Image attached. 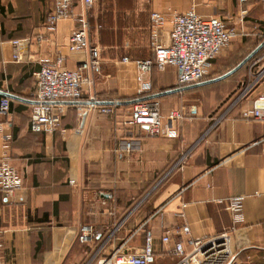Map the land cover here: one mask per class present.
<instances>
[{"label":"crops","instance_id":"crops-1","mask_svg":"<svg viewBox=\"0 0 264 264\" xmlns=\"http://www.w3.org/2000/svg\"><path fill=\"white\" fill-rule=\"evenodd\" d=\"M227 4L240 15L237 0ZM191 7L203 17L216 16L207 0H97L87 12L88 41L97 47L101 63L87 72L92 81L83 86L81 100L90 104H65L53 133L30 131L31 104L10 99L8 112L0 106V160L22 179L9 198L0 192L1 264H86L123 219L118 243L147 220L139 230L152 234L160 250L161 234L176 235L186 224L193 237L227 233L237 261L264 264V120L236 113L208 116L193 104L207 98L214 109L233 85L220 93H206L208 84L157 97L162 124H171L174 137L148 136L127 124L130 101L141 94L142 83L150 85L151 96L176 85L172 66H153L142 74L135 64L153 57L149 14ZM252 7L262 13L253 3L246 17ZM51 8L52 0H0V90L32 100L34 73L42 62L61 54L64 67L75 69L88 60V51L67 48L74 20L60 19L52 31L45 28ZM81 10L82 0H73L74 13ZM242 27L245 32L247 21ZM169 29L167 24L162 33L165 42ZM263 91L264 82L243 107ZM105 101L120 103L101 104ZM100 106H111V112L101 113ZM171 111L182 117L169 123ZM3 135L10 136L7 148ZM162 182L148 215L146 209H133L138 198ZM233 198H240L239 210L228 208ZM82 225L95 232L88 244L76 239Z\"/></svg>","mask_w":264,"mask_h":264},{"label":"built area","instance_id":"built-area-1","mask_svg":"<svg viewBox=\"0 0 264 264\" xmlns=\"http://www.w3.org/2000/svg\"><path fill=\"white\" fill-rule=\"evenodd\" d=\"M97 0H82V10L79 13L73 11V0H52V8L47 14L45 28L52 31L56 22L60 19L71 18L76 27L71 32L67 48L69 51H88V60L81 62L75 69L64 67V56L57 54L54 60L44 61L38 71L34 73L35 90L29 113V129L33 133H53L60 126L61 116L65 111L64 102H77L82 99V88L91 84L92 73L99 69V51L96 46H91L88 41L89 22L88 10ZM241 6L238 22L241 26H231L217 16L203 17L196 13L194 7L184 12L161 13L152 11L149 14V47L153 53L152 59L136 60L135 64L140 73H146L153 66L164 69L172 66L176 73V88L201 82L205 79L212 65V60L224 50L237 35H246L242 22L248 14L250 4H259L262 8V21L264 23V0H237ZM169 24L167 41L163 40V30ZM264 54L254 58L249 67V79L242 88L241 93L234 98L232 104L241 103L262 82H264ZM128 61V58H122ZM261 64V65H260ZM257 67L252 73V67ZM150 85L141 84V99L131 106L130 118L127 124L137 127L148 136L174 137L175 131L169 125H163L160 115L159 101L150 97ZM150 94V95H149ZM3 97L0 106L8 112L7 101ZM95 99H91L94 101ZM99 111L104 114L111 112V106H100ZM243 119L264 120V91L251 103L250 107H240L236 111ZM179 111H171L168 114L169 123L181 118ZM10 136H2L3 148L9 145ZM129 147V144L126 145ZM20 174L0 160V192L5 198H9L13 192L21 186ZM69 184H74L70 179ZM240 198L230 200L228 208L239 210ZM184 208V205L181 206ZM183 216V212H178ZM124 219L116 224L109 232L106 240L95 250L86 264H154L158 252L153 245V236L146 232L143 243L140 246H130L128 241L146 223L129 236L123 238L118 245L114 244L115 235ZM95 232L91 226L82 225L76 235L80 244L91 242ZM160 253L174 259L172 264H242L235 259L229 248V236L220 233L215 236L193 237L189 227L182 224L177 228L176 235L165 231L160 238ZM1 252V243H0ZM159 253V254H160ZM1 264V262H0Z\"/></svg>","mask_w":264,"mask_h":264},{"label":"rangeland","instance_id":"rangeland-1","mask_svg":"<svg viewBox=\"0 0 264 264\" xmlns=\"http://www.w3.org/2000/svg\"><path fill=\"white\" fill-rule=\"evenodd\" d=\"M207 4L208 8L212 9H209V11H211L213 15L220 17L229 25L235 26V24L238 22L239 16H234L232 14L235 8L234 6L232 8H228L227 0H207ZM261 14L262 13L260 11V8L252 7L250 9L249 16L243 20L244 24L247 21V29L245 31L246 35L241 37L237 36L232 39L231 43L215 57L214 62H212V65L204 80H206V78L208 77L214 78L230 70L264 40V23L262 21ZM204 17L207 18L209 16L204 15ZM262 54H264V46L235 73L228 76L226 79L210 84V86L208 87L209 89L206 90V93H208L209 91H211L212 93L213 91L220 93V91L226 90L231 84L233 85L232 88L227 90V94L224 96L223 100L214 109H209L211 104L209 101H207V98H201L200 102L195 101V103L193 104H195L197 107H201L202 112L207 113L208 116L216 115L222 117L225 115L236 113V111H238L240 107H243L244 100H242L241 103H237L235 106L231 107L230 105L232 104L234 98H236V96L241 93L245 83L247 82L249 77H251L249 76L248 70L252 62L254 61V58H257V56H260ZM262 63H264V60L262 61ZM256 68L257 67L255 66L251 68L252 73ZM236 115L240 117L238 114ZM163 186L164 182H162L161 184L159 183L146 196H138L140 198H136L137 200L135 201L133 209H136L137 207H139L140 209H146L148 215L150 213L153 201L155 200L156 196L159 194ZM144 234L145 233L143 232V229L139 230L130 239V241H128V245L136 246L138 241H143ZM114 244L118 245V241H115ZM156 251L158 252V254L160 253L159 249ZM173 261L174 259H171L169 257L157 256L154 264H172Z\"/></svg>","mask_w":264,"mask_h":264},{"label":"water","instance_id":"water-1","mask_svg":"<svg viewBox=\"0 0 264 264\" xmlns=\"http://www.w3.org/2000/svg\"><path fill=\"white\" fill-rule=\"evenodd\" d=\"M263 46H264V40L261 43H259L250 53H248L236 66H234L233 68H231L230 70L226 71L225 73H223V74H221L219 76H216V77L210 78V79H206V80H203V81L198 82V83H195V84L187 85V86H184V87H182L180 89L179 88H172V89H169V90H166V91H163V92L154 94V95H152L150 97L157 98V97H160L161 95L175 93V92H179V91H183V90H187V89H192V88L200 87V86H203V85H208V84L215 83L217 81L223 80V79L227 78L228 76L232 75L233 73H235L237 70H239ZM0 95H2L3 97L9 98V99L17 100V101L24 102V103H27V104H35L36 103V101H34V100L21 98L19 96H16L14 94H11V93H9L7 91L0 90ZM135 101L136 100H132L130 102L132 104ZM70 103L90 104L89 101H87V102L86 101H84V102L83 101L64 102V104H70ZM114 103H117L118 104L120 102H113V101L101 102V104H107V105H113Z\"/></svg>","mask_w":264,"mask_h":264},{"label":"trees","instance_id":"trees-1","mask_svg":"<svg viewBox=\"0 0 264 264\" xmlns=\"http://www.w3.org/2000/svg\"><path fill=\"white\" fill-rule=\"evenodd\" d=\"M214 59L215 58H213L212 62H214ZM141 98H142V96H138L137 98H135V100L141 99ZM2 99H3V97L0 96V105H1ZM7 108H8V111L11 109V100L10 99L7 101Z\"/></svg>","mask_w":264,"mask_h":264}]
</instances>
